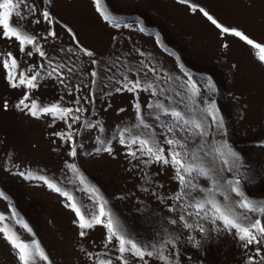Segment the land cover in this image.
Masks as SVG:
<instances>
[{"label":"rangeland","instance_id":"rangeland-1","mask_svg":"<svg viewBox=\"0 0 264 264\" xmlns=\"http://www.w3.org/2000/svg\"><path fill=\"white\" fill-rule=\"evenodd\" d=\"M25 3L28 8L34 6L35 12L21 5L20 15L14 14L11 22L35 35L46 55L34 52L29 57L32 46L21 53L14 40L0 39V60L11 52L19 65L17 72L32 66L40 73L36 88H12L0 64V192L7 197L0 198V214L5 217L0 226L7 225L22 241L39 243L48 260L36 264H97L98 260L120 264L116 242L105 247L104 224L84 229L86 234L81 236L75 212L66 206L69 200L39 178L44 177L89 215L96 210V196L101 197L128 237L148 250H153L152 244L159 247L173 239L175 247L168 244L162 249L172 264H245L249 256L254 264H264V244L245 249L227 231H211L213 225L204 219L211 216L210 206L205 205L198 216L196 209L184 207L211 195L221 203L227 195L234 204L240 198L230 191L228 181H239L236 186L246 196L264 201V61L259 58L264 53L222 33L199 11L204 9L224 27L264 46V0H102L104 10L116 18L112 22L102 18L93 0ZM43 11L50 13L51 24L43 19ZM49 31L55 35L48 36ZM82 50L94 55L86 56ZM53 68L62 74L63 84L56 73L48 75ZM92 71L97 73L95 78ZM124 74L133 81L153 83L157 95L142 90L116 92ZM25 92L40 106L59 103L85 110L73 111L72 116L80 117L75 123L71 116L67 123L51 115L34 117L27 108L16 107ZM77 97L79 104L74 103ZM135 104L140 105L139 118ZM150 104H162L168 113ZM172 111L180 112L182 118L172 117ZM141 119L148 128L140 124ZM186 121L202 127L197 130ZM126 127L142 138L151 135L158 141L167 137L186 143L188 161L208 170L211 177L193 172L191 177L185 174L186 180L199 188H212L213 193L188 188L184 191L190 195L172 199L180 190L174 169L156 162L145 165L141 160L148 157L139 152L140 159L130 156L129 150L139 146L120 143ZM68 131L70 141L54 135ZM124 136L130 139L128 133ZM162 146L167 153L168 145ZM73 148L76 155L70 156ZM105 148L111 151L101 150ZM67 164H74L76 170ZM182 215L194 226L203 224L205 233L196 227L185 229L179 219ZM245 215L249 217L245 223L257 218L264 222L258 213ZM171 219L177 223L171 224ZM189 236L200 242L199 247L192 246ZM125 255L128 264H163L156 257L145 256L141 261ZM0 264H20L2 235Z\"/></svg>","mask_w":264,"mask_h":264},{"label":"snow or ice","instance_id":"snow-or-ice-1","mask_svg":"<svg viewBox=\"0 0 264 264\" xmlns=\"http://www.w3.org/2000/svg\"><path fill=\"white\" fill-rule=\"evenodd\" d=\"M50 0H44V3H49ZM97 12L102 16L105 21L112 22L116 18L108 14L103 7L102 0H93ZM180 3H187L188 0H179ZM21 5H25L26 8L28 6L25 3V0H0V39L5 40H14L18 46L21 53L25 52L26 46H32V50L27 52V55L31 57L33 53H38L41 57H44L46 54L42 51L41 46L37 42V38L35 35L29 34L22 26L14 25L11 22L12 16L15 14L17 16L20 15L18 9ZM195 7L194 5L192 6ZM29 11L35 12V7L28 8ZM199 11L213 24L216 28L220 29L222 33H230L233 36L238 37L242 41H245L247 44L251 45L253 48L258 49L261 53H264V46L255 43L253 40L248 38L244 33L236 30L224 27L220 23L217 22L208 12L204 9H199ZM43 19L47 21L49 24L52 23V18L48 11H43L41 13ZM38 23L39 21H35ZM140 31H145L144 28H140ZM48 36H54L55 33L49 31ZM86 56H93L94 54L88 50H82ZM260 60L264 61V55H260ZM96 61L92 60V64H95ZM143 64V62H141ZM0 64H2L5 70V79L8 82L9 86L12 88L23 87L25 89H33L37 87L36 81L40 78V73L33 71V67L29 66L26 70H21L17 72V68L19 67L17 59L12 55L11 52L7 53V58L0 60ZM152 72H155V69H149ZM71 71V69H69ZM129 72L133 71L131 68L128 69ZM31 73V75H29ZM53 73H56L61 77L60 82L63 84L64 79L61 73L57 72L56 68L52 69V72H49L48 75L51 77ZM136 74L139 75V70H136ZM90 75L95 78L97 73L92 71ZM94 82V81H93ZM118 84L120 87L115 89L116 92L127 91L131 93H135L137 91H151L152 95H157V91L154 88L153 83L148 82L144 83L141 79H136L135 81L129 79L127 74H124L123 80H118ZM76 91L79 92L80 88L77 86ZM69 94H71V88H69ZM111 95V93H109ZM63 99V97H61ZM26 101H30V103H26ZM87 103L88 101L85 100ZM74 103L79 104L80 98L77 97ZM7 101L4 102V109L8 108ZM155 107L157 109H162L166 114L168 113V109L164 108L162 104L149 105V107ZM17 108H27L29 113L34 117H39L40 115H51L54 120L61 119L65 120L67 123V118L71 116L72 123H75L80 119L79 116H72L73 111L83 113L85 109L82 107L72 109L67 107H62L59 103H53L49 106H40L37 104L35 100L30 99L28 92H25L23 97L16 104ZM134 107L137 109V114L139 118L140 114V105L135 104ZM213 106H210V109ZM123 111V109H120ZM209 114H212L210 111ZM172 117L177 119H181V113L177 111H172L170 113ZM191 123L192 127L199 130L202 125L196 122H185ZM140 124L143 125L144 128H148L149 125L145 124L141 119ZM88 126V125H86ZM72 124H68V128L71 129ZM171 131V129H169ZM124 133H128L130 139H126ZM199 135H204L201 131L198 133ZM54 135L61 137L62 139L72 140L71 131L68 132H57ZM120 143L130 145H138L136 151L129 150V155L134 159H140L137 156V152L140 153L141 156H147V160H141V163L145 165L152 164L153 162L160 163L163 165H171L174 169V179L179 182L180 190L175 193L171 198L175 200H180L186 195H190L189 192L184 191L185 189L191 188L192 190H196L199 188L198 185L192 184L191 180H186L185 174L189 177L192 176L193 172H196L197 175H202L206 179H211L209 176V171L204 169L203 167H199L194 165L193 163L188 161L189 152L187 150L186 143L182 142L179 139L167 138L163 141L156 140L151 135H146L145 137H141L140 135H133L130 128H124L120 133ZM163 144L168 145L167 153L165 148L162 146ZM177 148L184 149L183 153L178 151ZM104 151H111V149L105 148L101 149ZM233 156L237 154L235 152L231 153ZM70 156H75V148L69 152ZM192 158H196V153H191ZM70 170L75 171L76 166L74 164L66 165ZM182 172L184 174H182ZM44 180V182L48 185V187L61 195L65 196L69 200V204L66 205L70 207L77 217V220L74 223L78 224V227L81 229L80 235L84 236L86 233L83 231L84 229H91L95 225L104 224V227L107 230V235L105 239V247L107 244L116 242V250L120 253L119 256L116 257L117 260L120 261V264H128V260L125 254H130L132 257L137 258L141 261L144 260L145 256L147 257H156L163 264H172L168 256L163 254L162 249L165 245L171 244L175 247V241L171 238L164 240L159 247L156 244H152L151 247L153 250H148V247L145 245H141L139 242L135 241L132 238H129L127 233L123 230V228L119 225V223L111 216V214L106 211L105 204L106 202L102 201V198L98 195L94 201L96 205V210L92 212L90 215L81 211V208L77 206L76 203L72 202L73 198L67 193L62 192L59 187L55 184L49 182L44 177H39ZM83 183V180H81ZM215 183V181H213ZM229 185H232L230 191L235 193L240 199L236 201L234 204L231 203L230 197L224 196V203H221L215 199L214 195L206 197L203 201H197L191 205H185L184 207H192L196 209V215L200 214V211L205 209V205L210 206L211 216H205L204 219H207L210 224L213 225L211 231L213 232H221L227 231L230 235H234L237 241L241 242V247L247 249L250 245H261L264 244V222L261 219L257 218L250 223H245V221L249 220V217L245 215L247 212L258 213L261 216H264V201H255L250 199L245 195L243 191L239 189L236 185H238L239 181H236L233 184L232 181L227 182ZM201 192L213 193L212 188L204 189L199 188ZM95 190H93L94 192ZM0 198L7 199L3 192H0ZM236 209L242 210L241 212H237ZM169 211H172L170 208ZM12 216L15 218L16 213L13 210ZM106 218V220L102 219ZM5 219L4 215L0 214V222ZM180 221L183 222V227L185 229H192L196 227L197 230L204 234L206 229L203 224L193 225L185 221V217L182 215L179 217ZM171 224L175 225L177 221L175 219H171L169 221ZM17 223H20L22 227L29 233H31V229L27 224L23 223L22 220H17ZM222 226V227H221ZM0 235L12 246V248L16 251L18 260L20 264H36L37 260L47 262L48 257L45 252L41 249L39 243L36 240H32L30 243L20 240L19 236L12 232V230L7 226H0ZM179 237H177L178 239ZM189 242H193L194 238L192 236L188 237ZM200 242L194 241L192 243L193 247H199ZM256 255L260 256L259 247L256 249ZM91 258V254H89ZM97 264H112L111 260H98ZM146 264V262H145ZM245 264H254L253 257L249 256L246 260Z\"/></svg>","mask_w":264,"mask_h":264}]
</instances>
